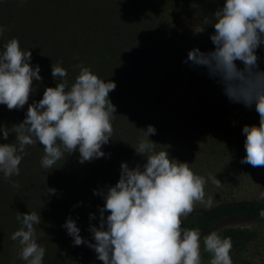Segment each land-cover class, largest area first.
<instances>
[{
	"label": "trees",
	"instance_id": "obj_1",
	"mask_svg": "<svg viewBox=\"0 0 264 264\" xmlns=\"http://www.w3.org/2000/svg\"><path fill=\"white\" fill-rule=\"evenodd\" d=\"M223 3L224 0H0V25L7 29L0 37V48L18 38L22 49L32 51L33 68L39 65L41 69L43 81H34L38 91L32 94L29 104L42 99L47 87L56 86L52 65L58 61L68 70L70 86L79 74V69L73 70L76 64L90 67L101 79L117 85L109 94L116 112L112 137L102 148L104 158L80 163L76 151L65 154L55 168L45 170L40 164L43 146L37 143L26 149L29 154L21 162L19 176L5 180L0 174V264H12L18 241L9 237L20 227L18 212L40 214L36 235L64 221L83 201L82 196L94 197V190L114 186L123 162L130 167L146 162L135 151L141 141L150 139L157 144L156 151H168L171 158L177 155L182 160L186 158L184 149L191 150L199 140L210 141L222 154L228 151L226 138L232 136L233 130L232 125L225 124L226 115L239 119L247 107L231 102L206 68L184 63L194 48L214 50L210 40L214 28L203 25L202 20ZM263 54L261 45L257 50L261 70ZM27 108L25 105L23 110L10 111L0 105V125L11 128L21 123ZM223 116V124L218 125V118ZM149 125L155 127L156 134L147 137L140 130L146 131ZM13 142L14 134L7 141L0 139V143ZM12 181L18 182L20 188H13ZM49 189L55 193H49ZM262 209L264 202H223L182 226L198 229L202 235L213 222L228 217L264 221L259 215ZM218 234L231 237L233 246L252 243L257 238L253 229L241 227L225 228ZM203 258L212 257L205 251Z\"/></svg>",
	"mask_w": 264,
	"mask_h": 264
},
{
	"label": "clouds",
	"instance_id": "obj_2",
	"mask_svg": "<svg viewBox=\"0 0 264 264\" xmlns=\"http://www.w3.org/2000/svg\"><path fill=\"white\" fill-rule=\"evenodd\" d=\"M202 24L214 28L210 36L214 50L194 48L184 63L206 68L231 102L255 108L259 124L242 129L246 156L241 163L264 167V70L257 55L264 45V0H224L214 13L204 16ZM6 31L0 25V37ZM32 59V51L22 49L18 38L0 48V105L10 111L28 105L21 123L11 128L0 125V139L7 141L15 135V142L0 143V174L5 180L20 175L29 146H43L40 164L49 170L65 154L76 151L80 163L104 158L102 148L113 133L116 106L109 94L116 89L115 82L101 79L84 64H76L73 70L79 69V74L70 86L68 70L58 61L52 65L56 86L47 87L42 99L29 104L38 91L34 81H43L40 66L33 68ZM140 131L147 137L156 134L152 125ZM156 146L150 139L141 141L135 151L146 162L135 167L123 162L114 186L94 190L93 194L105 201L99 207L98 224L90 223L88 229L94 243L81 236L71 216L67 218L63 227L73 238V246H87L102 264H202V241L204 250L211 254L210 264H233L231 237L211 231L202 238L198 229L182 226L197 203L212 207V199H205L207 181L217 187L221 181L196 174L189 163L171 158L168 151H156ZM12 187L19 189L20 185L12 181ZM49 193L55 190L49 189ZM257 200L264 202V192ZM259 215L264 218V209ZM16 219L20 227L9 238L19 243V259L24 264H44L46 248L37 242L35 228L41 223L40 214L18 212ZM89 219L95 221L97 215L90 213Z\"/></svg>",
	"mask_w": 264,
	"mask_h": 264
},
{
	"label": "rangeland",
	"instance_id": "obj_3",
	"mask_svg": "<svg viewBox=\"0 0 264 264\" xmlns=\"http://www.w3.org/2000/svg\"><path fill=\"white\" fill-rule=\"evenodd\" d=\"M264 55V54H263ZM226 126H231L232 136L227 135V152L220 153L210 141L205 143L202 140L194 143L192 149H184L186 158L184 160L179 156L172 158L179 162H187L192 170L206 179L215 176L221 181L220 187L214 185L209 179L205 185V199L211 198L212 207H206L205 204L197 203L193 212L183 221V224L189 220L196 219L201 212L212 210L215 206L223 202H248L251 204H260L257 197L264 192V167H252L249 164H242L241 160L246 156L245 140L246 136L242 134L245 125L259 124V115L255 108H247L244 116L236 119L226 115ZM219 124H223L224 116L218 118ZM217 123V121H216ZM225 134L221 135L223 139ZM224 143V141H223ZM172 153H175L172 151ZM190 153V154H188ZM80 198L83 200L76 205V210L70 214L71 218L81 229V236L94 243L91 233L88 231L91 224H98L99 207L105 203L103 197L94 196L87 198L85 195ZM90 213L97 215V220L90 221ZM67 218L47 227L37 235V242L47 247L44 264H102L97 259L96 253L85 245L73 246V238L67 234L63 227ZM229 227H241L253 229L257 238L254 242L248 244H239L233 246L231 257L233 264H264V221L249 220L244 217H228L215 221L211 224L209 230L202 234L207 235L211 231L220 232ZM19 243L15 246L12 264H24L18 257ZM203 242L201 241L202 264H210L209 259H204Z\"/></svg>",
	"mask_w": 264,
	"mask_h": 264
}]
</instances>
